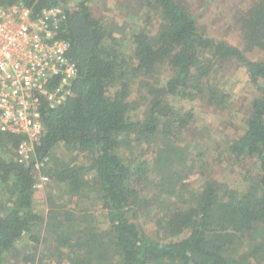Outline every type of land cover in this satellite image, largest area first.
I'll return each mask as SVG.
<instances>
[{"label":"trees","instance_id":"obj_1","mask_svg":"<svg viewBox=\"0 0 264 264\" xmlns=\"http://www.w3.org/2000/svg\"><path fill=\"white\" fill-rule=\"evenodd\" d=\"M89 1L0 0L22 4L32 19L61 9L56 38L70 43L77 69L65 101L42 110L44 133L26 162L16 155L24 137L0 132V190L7 195L0 202V264L18 255L25 235L35 244L23 255L26 264H264V61L246 56L264 51V0L235 16L240 47L202 33L183 0H138L147 14L128 54L120 50L122 29L94 16ZM230 62L245 69L256 95L243 131L224 151L235 162L251 160L257 172L241 192L209 178L190 190L175 143L194 113L177 110L169 98L225 104L211 76ZM161 67L171 76L164 86L151 84ZM136 83L145 91L131 100ZM141 106L143 117L133 118ZM61 146L70 159L55 157ZM121 147L138 156L124 158ZM45 159L52 166L44 174L66 197L62 204L50 197L46 218L33 210L36 165ZM143 212L154 235L139 222Z\"/></svg>","mask_w":264,"mask_h":264},{"label":"rangeland","instance_id":"obj_2","mask_svg":"<svg viewBox=\"0 0 264 264\" xmlns=\"http://www.w3.org/2000/svg\"><path fill=\"white\" fill-rule=\"evenodd\" d=\"M79 0H70V6H74ZM188 5L191 12L197 18V24L202 33L208 37L218 38L233 46H239L240 38L238 28L235 24V16L240 11H245L255 0H183ZM92 14L100 16L109 22L114 21L122 29L120 40V50L125 54L130 53L131 35L140 30L142 21L147 11L138 4V0H90L88 3ZM158 25L157 18L154 19L153 26L147 29L151 35L156 33ZM117 36H120L117 34ZM246 56L252 61H264V51L254 50ZM222 68V70H219ZM171 76V71L167 67H161L152 79H148L151 84L158 82L164 86ZM212 85L224 94L225 104L220 106H210L205 96L196 97L193 100L170 97L169 102L179 111H189L194 113V119L186 131L178 137L175 147L183 152V167H177L178 171H183V183H186L190 190H197L201 187L205 179H214L225 184L231 189L244 191L250 182V178L255 176L256 166L247 159L243 163L235 162L224 151L226 143L244 129V121L248 115L249 106L256 95L255 88L249 82L248 75L244 68L230 62L217 66L212 73ZM145 81L147 79L145 78ZM131 100L139 97V93L145 90L136 83L131 87ZM207 93H205L206 95ZM133 118H141L144 115V107H140L132 114ZM121 155L126 159L138 156V152L130 154L121 147ZM55 157L68 160L71 155L61 146L54 152ZM3 157L8 158L7 155ZM82 159L79 163H82ZM52 166V162L47 161L40 168V174L46 176L48 181L39 183L37 180L33 195V210L42 217L47 216L50 205V197L59 204L64 203V188L56 186L50 178L44 174ZM7 195L4 190H0V202L6 200ZM96 220L99 227L105 229L106 224L101 214L96 213ZM142 228L149 234L154 235L156 229L146 212L141 213L139 220ZM18 255L10 258L7 264H26L23 257L29 254L35 247L28 235H25L17 244ZM24 255V256H23ZM27 264H31L27 263Z\"/></svg>","mask_w":264,"mask_h":264},{"label":"built area","instance_id":"obj_3","mask_svg":"<svg viewBox=\"0 0 264 264\" xmlns=\"http://www.w3.org/2000/svg\"><path fill=\"white\" fill-rule=\"evenodd\" d=\"M64 18L59 8L32 19L22 4L0 6V132L24 137L19 162L29 159L44 133L42 110L65 101L77 74L70 43L56 38ZM38 181L48 178L39 173Z\"/></svg>","mask_w":264,"mask_h":264}]
</instances>
